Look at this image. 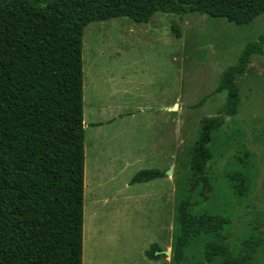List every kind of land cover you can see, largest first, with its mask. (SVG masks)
Masks as SVG:
<instances>
[{"label": "rangeland", "instance_id": "1", "mask_svg": "<svg viewBox=\"0 0 264 264\" xmlns=\"http://www.w3.org/2000/svg\"><path fill=\"white\" fill-rule=\"evenodd\" d=\"M263 34L264 14L244 27L198 13L87 26L83 264H176L177 206L188 194L199 220L231 218L225 232L237 264H264V55L237 82L239 114L216 133L205 176L193 188L187 182L200 122L219 116L227 100L214 93L221 73ZM154 169L164 177L132 184L138 172ZM236 171L246 174L243 194L229 180ZM210 237L196 239L183 264H206ZM155 244L164 252L158 261L145 256Z\"/></svg>", "mask_w": 264, "mask_h": 264}, {"label": "trees", "instance_id": "2", "mask_svg": "<svg viewBox=\"0 0 264 264\" xmlns=\"http://www.w3.org/2000/svg\"><path fill=\"white\" fill-rule=\"evenodd\" d=\"M156 13L180 20L198 13L244 27L264 14V0H0V264H83L84 32L121 17L148 23ZM172 29L181 38L180 27ZM263 54L264 34L221 73L214 93L226 91V104L219 116L201 120L189 148L191 188L206 174L216 133L239 114L238 78ZM164 175L143 170L132 184ZM229 180L235 192H245L243 171ZM230 224L222 215L199 220L188 194L177 206L174 262L183 264L196 239L209 235L204 263L237 264L227 246ZM161 252L155 244L145 256L158 261Z\"/></svg>", "mask_w": 264, "mask_h": 264}, {"label": "crops", "instance_id": "3", "mask_svg": "<svg viewBox=\"0 0 264 264\" xmlns=\"http://www.w3.org/2000/svg\"><path fill=\"white\" fill-rule=\"evenodd\" d=\"M263 55H264V54H263ZM256 56H262V55H256ZM256 56H254V57H256ZM254 57H253V58H254ZM253 58H252V59H253ZM239 78H240V77H239ZM239 78H238V81H239ZM238 81H237V82H238ZM218 85H219V84H218ZM222 93H225V94H226V97H227V92H226V91H224V92H222ZM220 94H221V93H220ZM225 104H226V103H225Z\"/></svg>", "mask_w": 264, "mask_h": 264}, {"label": "water", "instance_id": "4", "mask_svg": "<svg viewBox=\"0 0 264 264\" xmlns=\"http://www.w3.org/2000/svg\"><path fill=\"white\" fill-rule=\"evenodd\" d=\"M164 253V252H163ZM162 252H161V254H163ZM165 254H167V255H171V252H169V251H167V252H165Z\"/></svg>", "mask_w": 264, "mask_h": 264}]
</instances>
